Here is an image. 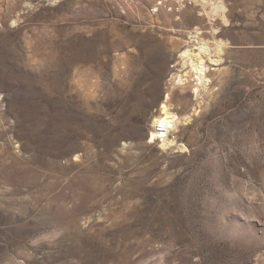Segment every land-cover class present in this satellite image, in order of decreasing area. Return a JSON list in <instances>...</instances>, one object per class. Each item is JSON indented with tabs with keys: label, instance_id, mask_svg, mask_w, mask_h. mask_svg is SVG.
Instances as JSON below:
<instances>
[{
	"label": "rangeland",
	"instance_id": "374dc122",
	"mask_svg": "<svg viewBox=\"0 0 264 264\" xmlns=\"http://www.w3.org/2000/svg\"><path fill=\"white\" fill-rule=\"evenodd\" d=\"M0 264H264V0H0Z\"/></svg>",
	"mask_w": 264,
	"mask_h": 264
},
{
	"label": "bare ground",
	"instance_id": "6f19581e",
	"mask_svg": "<svg viewBox=\"0 0 264 264\" xmlns=\"http://www.w3.org/2000/svg\"><path fill=\"white\" fill-rule=\"evenodd\" d=\"M205 46L206 43L199 44L200 53L192 52V47H187L182 53V57H187L190 60H192L191 64L198 73L196 77L198 79V87L195 89L196 97H198L200 85H203L207 81L205 75L206 66L204 64L205 61L203 59V53L207 49V46L206 47ZM213 61H215V59ZM182 77L183 76H180L179 79L180 83H182ZM169 99H170V94H167V96L165 97L164 104L160 108V112L155 114L152 118V127L156 125L153 130L154 133L156 134H153L150 139V141L153 140L152 142H154L156 139L160 138L159 141L163 143L161 144V146L165 150H168L169 148H173L174 146L177 145L179 146L178 139L177 136L174 134V131L177 130V128L181 123L187 121L190 118L189 116H184V117L181 116L176 111L174 105L171 102L169 103ZM158 125H162L164 127L163 131L160 132L157 130ZM169 137L172 139H168ZM180 148L182 150L185 149L186 147L183 144L180 146Z\"/></svg>",
	"mask_w": 264,
	"mask_h": 264
},
{
	"label": "built area",
	"instance_id": "2783aa9c",
	"mask_svg": "<svg viewBox=\"0 0 264 264\" xmlns=\"http://www.w3.org/2000/svg\"><path fill=\"white\" fill-rule=\"evenodd\" d=\"M163 128H164V127H163L162 125H158V126H157V130L160 131V132L163 131ZM159 140H160V138L156 139V140H155L154 142H152V143H153V144H156V145H159V143H158Z\"/></svg>",
	"mask_w": 264,
	"mask_h": 264
}]
</instances>
